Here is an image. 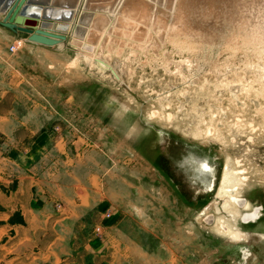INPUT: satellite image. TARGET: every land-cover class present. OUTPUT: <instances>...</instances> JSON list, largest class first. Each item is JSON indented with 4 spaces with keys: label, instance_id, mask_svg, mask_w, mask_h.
<instances>
[{
    "label": "rangeland",
    "instance_id": "obj_1",
    "mask_svg": "<svg viewBox=\"0 0 264 264\" xmlns=\"http://www.w3.org/2000/svg\"><path fill=\"white\" fill-rule=\"evenodd\" d=\"M263 1L161 0L159 8L171 13L177 7L181 18L206 33L180 36L173 45L163 39L157 55L144 42L127 41L110 60L118 79L91 58L75 62L76 51L63 43L50 49L17 45L13 52L16 40L7 46L10 54L20 53V66L35 83L31 95L51 113L53 136L64 131L87 144L83 163L101 177L108 201L103 219L118 213L119 237L148 252L149 261L136 264H264ZM169 56L191 65L182 74L167 64ZM225 168L226 179H245L239 196L246 210L258 208L254 222L224 210L226 198L218 191ZM12 188L0 185V193ZM1 209L0 203V264H29L37 252L31 264H44L45 250L34 240L21 243L10 226L22 223L16 212L6 217ZM222 221L238 230L240 240L219 229ZM92 234L102 240V225Z\"/></svg>",
    "mask_w": 264,
    "mask_h": 264
},
{
    "label": "crops",
    "instance_id": "obj_2",
    "mask_svg": "<svg viewBox=\"0 0 264 264\" xmlns=\"http://www.w3.org/2000/svg\"><path fill=\"white\" fill-rule=\"evenodd\" d=\"M17 39L0 25V185L13 184L6 195L0 193L3 216L16 212L22 223L18 229L15 222L10 226L20 232L21 243L34 240L36 248L45 250L44 264L149 261L147 251L119 237L118 213L103 219L108 201L101 177L83 163L84 140L69 138L64 131L53 136L51 113L44 101L31 95L34 82L20 66V53L8 52L7 46ZM97 224L102 225V240L92 234Z\"/></svg>",
    "mask_w": 264,
    "mask_h": 264
},
{
    "label": "bare ground",
    "instance_id": "obj_3",
    "mask_svg": "<svg viewBox=\"0 0 264 264\" xmlns=\"http://www.w3.org/2000/svg\"><path fill=\"white\" fill-rule=\"evenodd\" d=\"M29 1L33 4L41 3L40 10H42V15L51 19V21L48 22V26L50 28L49 30L56 33V34H61L65 37L64 41L59 42L55 46L59 47L60 45H62V43H63V45L66 44V45L70 46L71 48H73L76 51L75 52V54H76L75 62L77 59H80V58H83V59L84 58H91V60L95 61L98 64L99 68L109 70L108 72H110L111 76L114 79H118V75L113 70V68H111L110 60H112L111 59L112 55H113V57H114V55H116V57H117L122 53L123 49L125 48V46L127 44V41L129 43L127 45H132L134 43L135 46L136 45L142 46L141 43L144 42L147 46L151 47L152 52H154L155 55H157L158 54L157 49L159 48L160 43H162L163 39L168 40L173 45V44L180 41V36L183 38H188V40H189V37L191 35L192 36L194 34L198 35L200 33L203 34L204 31L206 33V29L205 30L200 29L201 27L199 28V25L196 24L195 21H192L190 18L188 19V17H187L188 21L185 18L184 19L181 18L180 16H181L182 12L179 11L177 9V7L175 8V10L172 9L173 12H171V13H168V11H165V9H163V8H159L157 6V3H159L161 0L157 3L152 2V0H29ZM5 2H7V0H0V15H2L1 10L4 8V6H6ZM261 2H262V0H261ZM256 3H255V5H256ZM258 3H260V2H258ZM166 4H167V2H166ZM235 4L239 6V4H237V3H235ZM251 4H254V3H251ZM169 5L171 6L170 3H169ZM261 5L262 4L258 5L259 8ZM245 6L243 8H245ZM258 6L256 5L255 7H258ZM172 7H170V8H172ZM234 7H237V6H234ZM234 7H233L234 10L236 9L238 11H242L241 12V15H242V13L244 12L242 10L243 8L240 10L239 7L238 8H234ZM248 7L249 6H247V8ZM255 7H254V10L257 11V9H255ZM261 8H262L261 10H264L263 7H261ZM246 10H248V9H246ZM250 10H251V8L249 9V12H250ZM200 12H201V10H200ZM220 12H223V11H220ZM246 12L247 11H245L244 13H246ZM259 12L261 14L262 11L259 10ZM259 12L257 13L258 15H259ZM204 13H207V12H204ZM227 13H226V15H227ZM183 14H184V12H183ZM247 14H246V16H247ZM257 14H256V16H258ZM184 15H186V14H184ZM241 15H239V16H241ZM206 16H208V15H206ZM222 16L223 15L221 14V17ZM244 16H245V14H244ZM189 17H191V16H189ZM203 17L204 16H202L201 19H203ZM208 17L210 18V16H208ZM241 18H242V16L240 17V19ZM248 18H250V17H248ZM222 19H220V20H222ZM245 20H247V18ZM223 21H225V20H223ZM200 23H201V21H200ZM149 27H151V28H149ZM36 28L40 29V20H39ZM148 28L150 30L153 29V32H156V33H154V34L149 33ZM197 29H199L201 32ZM202 30H203V32H202ZM210 30H212V29H210ZM197 31H199V32H197ZM211 34H212V32H211ZM211 36H213V35H211ZM223 38H225V37H223ZM210 39H212V38H210ZM213 39L215 40V38H213ZM22 42L26 43L27 41L18 38L16 40V42L14 43V45L15 46H17V44L20 45V43H22ZM232 42L234 43V41H232ZM228 44L229 43H226L225 46H228ZM235 44H236V42H235ZM221 45H223V43ZM237 46H238V44H237ZM163 47H165V46L163 45ZM127 48H129V47H127ZM167 48L169 49V47H167ZM195 48H197V47H195ZM197 54L200 55V53H197ZM204 54H206V53H204ZM96 55H98V56H96ZM131 55H133V54H131ZM162 55H164V54H162ZM209 55H210V53H209ZM180 56H178V59ZM187 56H188V54H187ZM166 59L168 60V61L166 60L167 64L171 63L182 74L184 72V68L190 67V65H191L190 64L188 66L189 60L186 62L176 63L174 61V59L170 56L168 58L166 57ZM75 62H71L69 64L73 65V64H75ZM178 77H180V76L178 75ZM207 125H206V127H207ZM212 126H213V124H211V128H212ZM207 131L209 133L211 130L208 129ZM202 168L205 169L206 167L202 166ZM223 173L224 174H223L221 186L219 188L218 193L220 194V192H221L222 195L226 198L224 210L227 211V214H228V216H230V218L239 217L243 223L248 222L249 220H253L255 218V214L257 212V209L253 210V208H251L252 211L248 210V209L246 210V208H247L246 201H244L243 199H240L241 197L239 196V190H240L239 188H241V185H243L245 179L243 177H241L240 175H239L240 177L232 178V180L226 179L227 178L225 176L227 174L226 168L224 169ZM226 183L229 184V187L227 189H224L223 184H226ZM222 190H224V192H222ZM243 208L246 210L244 213L239 210V209H243ZM209 218L211 219L210 216H209ZM219 229L231 237H234L236 239L239 238L240 234H239L238 230H236V228L234 226H232L231 223H229V222L222 221V223L219 225ZM238 240H240V238Z\"/></svg>",
    "mask_w": 264,
    "mask_h": 264
},
{
    "label": "water",
    "instance_id": "obj_4",
    "mask_svg": "<svg viewBox=\"0 0 264 264\" xmlns=\"http://www.w3.org/2000/svg\"><path fill=\"white\" fill-rule=\"evenodd\" d=\"M1 10L0 25L15 33L18 38L30 43L47 47L57 45L65 37L50 31L48 17L42 15L41 3L33 4L29 0H7ZM40 20V29L36 28Z\"/></svg>",
    "mask_w": 264,
    "mask_h": 264
},
{
    "label": "flooded vegetation",
    "instance_id": "obj_5",
    "mask_svg": "<svg viewBox=\"0 0 264 264\" xmlns=\"http://www.w3.org/2000/svg\"><path fill=\"white\" fill-rule=\"evenodd\" d=\"M241 199V198H240ZM243 199V198H242ZM254 209H257L258 210V208H253V210ZM251 211H252V209H250ZM210 217H212V216H210ZM259 217V210L256 212V214H255V218L253 219V220H249L248 222H254L257 218ZM212 219V218H211ZM211 219L209 218V216H207V218H206V221L207 222H209V221H211ZM240 219V218H239ZM240 221L242 222V220L240 219ZM243 223V222H242ZM242 254H243V251H242Z\"/></svg>",
    "mask_w": 264,
    "mask_h": 264
},
{
    "label": "built area",
    "instance_id": "obj_6",
    "mask_svg": "<svg viewBox=\"0 0 264 264\" xmlns=\"http://www.w3.org/2000/svg\"><path fill=\"white\" fill-rule=\"evenodd\" d=\"M15 48H16V46L13 44V45L9 48V50H10L11 52H13Z\"/></svg>",
    "mask_w": 264,
    "mask_h": 264
}]
</instances>
